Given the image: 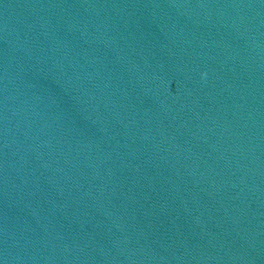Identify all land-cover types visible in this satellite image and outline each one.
<instances>
[{
  "label": "water",
  "instance_id": "95a60500",
  "mask_svg": "<svg viewBox=\"0 0 264 264\" xmlns=\"http://www.w3.org/2000/svg\"><path fill=\"white\" fill-rule=\"evenodd\" d=\"M0 264H264V0L1 15Z\"/></svg>",
  "mask_w": 264,
  "mask_h": 264
}]
</instances>
